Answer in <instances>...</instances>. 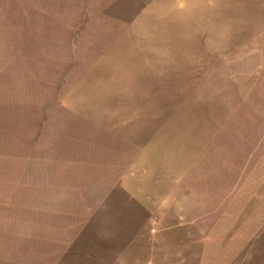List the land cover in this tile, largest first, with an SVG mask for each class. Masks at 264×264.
Returning a JSON list of instances; mask_svg holds the SVG:
<instances>
[{
  "label": "rangeland",
  "instance_id": "374dc122",
  "mask_svg": "<svg viewBox=\"0 0 264 264\" xmlns=\"http://www.w3.org/2000/svg\"><path fill=\"white\" fill-rule=\"evenodd\" d=\"M0 264H264V0H0Z\"/></svg>",
  "mask_w": 264,
  "mask_h": 264
}]
</instances>
